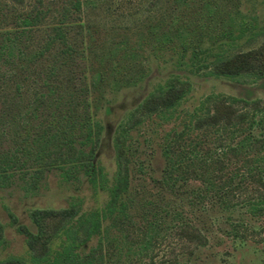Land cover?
Wrapping results in <instances>:
<instances>
[{"label": "trees", "instance_id": "trees-1", "mask_svg": "<svg viewBox=\"0 0 264 264\" xmlns=\"http://www.w3.org/2000/svg\"><path fill=\"white\" fill-rule=\"evenodd\" d=\"M87 1L67 0L49 10L47 6L42 8L41 0H0V22H10L14 30L0 26V62L12 55L16 37L33 32L53 11L52 22L33 56L57 44L59 57L66 60L63 79L58 83L53 77L56 67L49 64L28 85L26 116L30 121L39 119L38 125L29 127L30 122L24 120L22 131L10 134L5 147H0V182L8 183L15 167L22 175L31 171L32 183L44 171L56 169L66 179L82 175L92 187L106 193L101 208L86 212L76 204L31 209L28 215L33 228L17 227L25 237L28 264H105L104 257L115 241L108 236L112 226L129 225L135 232L138 252L149 249L165 229L193 246L205 245V234L213 227L234 237L240 230L246 231V219L255 221L264 216V98H206L207 110L198 111L205 105L201 102L199 108L183 118L181 126H173L163 134L158 147L162 166L158 174L148 176L153 194L134 200L131 186L136 181L143 183L145 173L131 133L151 115L164 119V115L171 114L188 91L189 83L170 76L132 106L114 128L111 146L115 169L108 178L100 166L94 165L103 127L95 118L98 105L91 106L89 94L95 91L100 78L97 74L88 78L84 70L72 72L69 67L83 50L77 13ZM188 7V0H169L160 18L148 20L145 33L131 46H141L147 38L146 45L154 59L165 52H175L178 58L187 57L194 72L205 68L206 74L215 77L264 79V28L246 37L248 40L260 36L256 47L209 54L200 45L205 27L213 23L214 10L202 0L195 12L196 22L190 25L180 18ZM5 11H10L11 16ZM69 30L73 31L71 37ZM245 31L243 22L237 28L225 26L211 43L226 39L227 44L234 45ZM125 44V39L119 40L110 52L120 47L123 50ZM125 53L127 58L136 55L134 48ZM135 71L133 78L139 69ZM116 75H112L114 81L128 83L129 78ZM140 77L139 74L136 79ZM3 84L4 78L0 77V93H4ZM0 102L1 107L11 108L12 98L4 97ZM237 102H241L240 107ZM200 130L208 131V136L199 134ZM1 236L0 224V239ZM0 264L25 263L9 258Z\"/></svg>", "mask_w": 264, "mask_h": 264}, {"label": "rangeland", "instance_id": "rangeland-1", "mask_svg": "<svg viewBox=\"0 0 264 264\" xmlns=\"http://www.w3.org/2000/svg\"><path fill=\"white\" fill-rule=\"evenodd\" d=\"M41 1L43 9L47 6L49 10H53L67 0ZM201 1L188 0L189 7L180 18L190 25L193 24L191 22H196L194 16ZM205 1L213 8L214 15L213 23L204 29L201 48L209 50V54H227L247 50L259 44L260 36L248 40L246 37L250 32L264 28V0ZM168 2L169 0H88L77 13L84 46L82 52L77 54L74 65L69 67L72 72L84 70L88 78L94 74L100 78L95 91L89 94L91 106L98 105L95 118L103 127L94 165L100 166L108 178L115 169L112 134L115 126L126 117L132 106L170 76H177L189 83L188 91L171 114L164 115V119L151 115L131 133V141L138 147L136 156L143 163L142 171L145 173L143 183L136 181L134 187L131 186L134 189V200L143 195L148 198L153 194L154 188L148 176L158 174L157 170L162 166L158 147L163 134L173 126H181L183 118L186 119L187 114L199 108L201 102L205 105L198 111L207 110L209 102L206 98L220 95L264 98V79L252 81L246 77H215L206 74L205 68L194 72L187 57L178 58L175 52H165L159 59H154L146 45L147 38L145 43L141 42V46L136 44V47H132L134 41L145 33L148 20H158ZM5 13L11 16L10 11ZM51 14H54V11L49 13L43 24L38 25L33 32L16 37L12 55L10 53L6 61L0 62V77L4 78V93H0V101L4 97L12 98L11 108L0 106V121L3 123H0L2 148L7 144L10 134L22 131L20 126L24 120L30 122L29 127L38 125L39 119L30 121L25 108L30 92L28 85L32 84L35 74L45 66L53 64L56 67L54 81L58 83L65 71L66 60L62 56L59 57L57 44L44 50L41 55L33 56V52L36 53L40 49L45 31L52 22ZM240 22L244 23L246 31L234 45L227 44L226 39L211 43L220 29L225 26L237 28ZM0 26L10 32L14 31L8 21L0 22ZM71 34L73 31L69 30L68 36L71 37ZM123 39L127 42L125 48L120 50V47L111 53V47ZM131 48H134L136 55L127 58L125 52ZM66 65L70 64L67 62ZM137 69L139 71L133 78ZM115 72L116 76L120 75L122 79L129 78L126 81L128 83L121 79L114 81L112 75H115ZM139 74L142 77L137 80ZM236 105L240 107L241 102ZM198 133L208 136V131L205 130ZM11 172L8 183L0 182V263L9 258H19L25 264L29 263L25 237L17 227L23 226L29 230L33 228L28 215L31 209H57L76 204L82 212H86L101 208L106 200V193L92 187L82 175L75 179H66L60 175L59 170L51 169L44 171L32 183L31 171L28 175H22L15 167ZM209 213L212 216L218 215ZM137 219L139 218L136 217L135 220ZM218 220H221L220 216ZM245 222L246 231L240 230V236L236 237L227 236L213 227L205 234L207 242L202 246L187 244L178 239L172 230L165 229L158 234L149 249L141 252L136 248L135 232L129 225L112 226L108 236L115 241L104 257L105 264H264V216L255 221L246 219Z\"/></svg>", "mask_w": 264, "mask_h": 264}]
</instances>
